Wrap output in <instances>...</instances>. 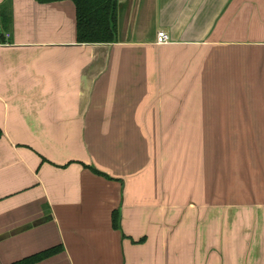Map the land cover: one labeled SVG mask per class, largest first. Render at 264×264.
I'll return each mask as SVG.
<instances>
[{
    "label": "crops",
    "instance_id": "1",
    "mask_svg": "<svg viewBox=\"0 0 264 264\" xmlns=\"http://www.w3.org/2000/svg\"><path fill=\"white\" fill-rule=\"evenodd\" d=\"M116 1V41L78 44L71 0H0V264L57 245L36 264H264V176L256 200L241 181L228 203L232 252L199 257V182L182 206L156 156L189 128V104L224 103L253 68L262 76L264 0ZM192 124L184 133L199 134ZM238 126L253 134L249 116Z\"/></svg>",
    "mask_w": 264,
    "mask_h": 264
},
{
    "label": "rangeland",
    "instance_id": "2",
    "mask_svg": "<svg viewBox=\"0 0 264 264\" xmlns=\"http://www.w3.org/2000/svg\"><path fill=\"white\" fill-rule=\"evenodd\" d=\"M245 73L244 69L243 74ZM250 75L252 76L249 80ZM249 76L228 88L229 96L225 98L224 103L212 100L209 102L211 95H208L206 99H200L196 106L190 108L189 104V110H193V114L187 116L189 119L186 126L189 128H184L180 133L177 130L178 133L170 136L165 135V143L156 151L157 160H160L161 153L165 151L162 156L165 161L164 174L174 176L173 181L176 185L172 191H179L178 202L182 206L186 204V195L191 196L196 192L194 187H197L199 182V201L197 197L192 200L195 204L193 207L199 208V257L214 256L226 259L229 251L232 252L227 234L229 223L227 206L229 202L243 200L241 189L244 186L241 181L251 184L254 200L259 197L256 188H259L258 183L262 182L264 176L260 175L259 165L260 159L264 163V133L260 134L255 116L256 114L259 116L260 113L264 115V70L261 76L260 68H253ZM260 77L261 80L258 81ZM247 116L251 119L253 134H238V129H241L238 124ZM211 117L216 119L211 120ZM224 120H228L229 124L228 122L224 124ZM198 121L199 134L184 133L191 132L192 122ZM144 137L141 134L142 152L145 148ZM152 137H155L156 143L158 136ZM197 154L199 173L192 162ZM234 180L237 181L236 185L239 184L240 191L229 187L235 184Z\"/></svg>",
    "mask_w": 264,
    "mask_h": 264
},
{
    "label": "trees",
    "instance_id": "3",
    "mask_svg": "<svg viewBox=\"0 0 264 264\" xmlns=\"http://www.w3.org/2000/svg\"><path fill=\"white\" fill-rule=\"evenodd\" d=\"M48 3L62 0H36ZM76 10V41L78 44L113 43L117 33V1L116 0H71ZM2 132L0 129V138ZM94 174L111 180L109 176L93 167H87ZM121 210L115 209L111 214V225L120 230ZM134 242V241H133ZM144 242V238L138 241ZM63 252V246L57 245L43 250L12 264H36Z\"/></svg>",
    "mask_w": 264,
    "mask_h": 264
},
{
    "label": "built area",
    "instance_id": "4",
    "mask_svg": "<svg viewBox=\"0 0 264 264\" xmlns=\"http://www.w3.org/2000/svg\"><path fill=\"white\" fill-rule=\"evenodd\" d=\"M169 36L166 32L164 31H158L156 34V43L158 45H163L167 44L169 42Z\"/></svg>",
    "mask_w": 264,
    "mask_h": 264
}]
</instances>
